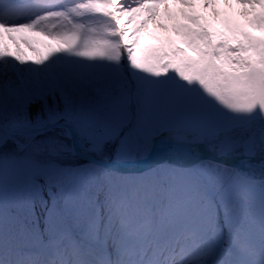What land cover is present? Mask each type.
<instances>
[{"label": "rangeland", "instance_id": "rangeland-1", "mask_svg": "<svg viewBox=\"0 0 264 264\" xmlns=\"http://www.w3.org/2000/svg\"><path fill=\"white\" fill-rule=\"evenodd\" d=\"M169 1L0 0V52L13 70L0 76L8 99L0 135L69 121L91 154L126 163L147 158L157 142L219 140L212 155L229 154L246 175L263 177L264 0H251L260 11L249 20L223 0H196L198 14L187 22L162 10ZM57 66L62 71L49 77ZM52 86L65 89V107L38 110V125L27 127L25 99ZM76 156L60 128L0 142V264L25 255L35 264H264V181L166 152L146 172L99 168L91 212L79 176L94 169L73 171ZM41 178L68 202L47 212L46 234L38 222L15 223L9 210L36 198ZM75 214L99 226L87 253L61 237L65 217Z\"/></svg>", "mask_w": 264, "mask_h": 264}, {"label": "trees", "instance_id": "trees-1", "mask_svg": "<svg viewBox=\"0 0 264 264\" xmlns=\"http://www.w3.org/2000/svg\"><path fill=\"white\" fill-rule=\"evenodd\" d=\"M56 84L57 82L54 83L55 86ZM111 87L113 88V91H114L115 87L113 84L111 85ZM57 89L58 88L55 89V87H53L52 91L49 94H46L43 91H41L40 96L37 100L28 98L24 101L23 106H24L25 114H26V121H27L26 126L27 127H35L38 125V122L36 121L37 117H35L38 110L42 111V109L45 108L46 106H49L50 110H53L54 107H56L58 110L65 107L64 104L62 103V100H63L62 95L65 94L64 93L65 89L63 93H61ZM88 93L89 91L87 90V94L85 93V95H88ZM57 101L58 103H56ZM128 104L129 103H127V110H128ZM119 113H120V110H119ZM123 114L124 112L121 111V113L118 116V119L120 118V116L122 117ZM45 116L46 115H44L41 118V121L45 118ZM76 160H77V163H79L77 164L79 166L74 167L73 171L80 170L81 169L80 166H88L89 168L94 169L93 171H91V176H89L88 178H86L85 176L83 177L82 174L79 176L80 177L79 185L83 193L85 194L87 203L90 205L89 210H91V212H94L96 211V208L94 207L95 206L94 201L92 200L91 197L100 190V183L99 182L97 183L95 181L96 179L95 172L99 169V167H97L96 165L90 162L80 159L78 156H76ZM130 177H134V175H125V179H129ZM40 181H42V178L40 179ZM43 181H44L43 187L41 186L39 188L40 192L36 198H33L32 201L31 200H23V201L20 200L18 203H13L10 205L9 210H10V215H13V217L16 218L14 219L15 223L17 222V220L19 221L22 220L23 224H25L26 227L30 228L32 225L35 224V222H38L40 227L44 231V234H46L47 229H48L45 226V218H46L47 212L52 208V206L59 207L62 211H64L63 208L65 207L68 208V206H66V203L68 202L67 200L64 201L63 195L61 194L58 184H56L53 181L51 182L49 180L45 181L43 179ZM65 219H66L65 223L68 229L66 232L63 231V234L61 237L63 238V236L65 235L66 237L68 236L71 239V236H72L74 240L71 239L70 241L71 246H73L75 249L80 250L82 253H87L88 252L87 243L92 244V242H94L95 234L96 232H99V226H97V223L94 222L92 226L88 228L86 226L85 217L82 218L81 216H78L77 214L73 216L69 215V217L67 216L65 217ZM15 226L16 225H14V227ZM20 229L22 230L23 228H19L18 231H20ZM68 237L66 238V240H68ZM224 244L226 245V247L228 246V242L226 240L224 241ZM86 255L87 254H81V256H84L83 258H85Z\"/></svg>", "mask_w": 264, "mask_h": 264}, {"label": "bare ground", "instance_id": "bare-ground-1", "mask_svg": "<svg viewBox=\"0 0 264 264\" xmlns=\"http://www.w3.org/2000/svg\"><path fill=\"white\" fill-rule=\"evenodd\" d=\"M223 1L226 3L227 7L231 11H233L236 15H238L239 17H241L242 19H245V20H249L252 15L254 16L257 12L260 11V8L258 6L259 4L252 2L251 0H223ZM251 8H253L254 10L251 11L252 10ZM162 10L165 13H168V15L172 21H177V22H187L189 20L190 16L198 14V7H197V1L196 0H170L169 2L162 4ZM29 20H31V18H28V21ZM23 36L24 35H9V38L12 41L17 42V41L23 40L25 38ZM3 69L13 71L8 66V64L6 62V57L4 56V54H2L0 52V76L3 73L2 72ZM18 69L20 70L21 67ZM57 71H62V70H60V69L58 70V66H57V69H54V71H53V69L51 70V72L49 73V77L51 75L55 74ZM80 83L81 82L78 83V87H79ZM26 99H28V98H26ZM5 101H8V99L6 100L5 98L0 97V103L5 102ZM93 103H95V102H93ZM74 131H75V136L71 137L72 143H73V148L77 152H80L82 147L86 148V144H85V141L83 139V136L81 134H79V132H77L75 129H74ZM164 143L165 144L160 146V147H155L153 149V151L151 152L152 160L149 163L140 166L138 169L146 170L147 168H151L152 166H154V163L158 160V158L163 157L166 152L172 153V150L174 148L179 147L178 145H176L175 143L170 142V141H165ZM210 146L211 145L209 144V142L204 141L200 147V152L203 154L210 153V151H211ZM190 148L194 149L195 145H191ZM130 166H132V165L129 164L128 167L127 166L122 167L121 170L126 171L129 169ZM34 260H36V258L34 256L25 255V258L22 260V262L20 261L19 264H35ZM3 264H10V263H8L6 261Z\"/></svg>", "mask_w": 264, "mask_h": 264}, {"label": "water", "instance_id": "water-1", "mask_svg": "<svg viewBox=\"0 0 264 264\" xmlns=\"http://www.w3.org/2000/svg\"><path fill=\"white\" fill-rule=\"evenodd\" d=\"M251 9H252L251 11L254 10L253 8H251ZM256 125H261V124L259 123V124H256ZM54 128H60V129L66 130L70 134L71 137L75 136L74 129L77 132H79L78 128L73 123H71L69 121H62V122H58V123H55V124L47 125V126H45L43 128L31 129V130H23V131H11L9 133L2 134V135H0V142L3 141L4 139H7L9 136H14V135H29V136H34V135H39V134L45 133V132H47L49 130H52ZM235 132H239V131H229L228 133L229 134H233ZM79 134H80V132H79ZM218 141L219 140H217V141H211L210 140V141H207V142H209V144H215ZM164 142H157L155 144V147H160V146L164 145L165 144ZM173 143H175V142H173ZM175 144L178 145L179 147L178 148H174L172 150L173 153H176V154H184V155H186L188 157H192V158H196V159H200V160H207V161H210L212 163H216V164L226 165V166L232 167L240 175H242L243 177H245L247 179L253 180V181H256V180H264V177L255 178V177L246 175L242 171V169H241L242 162L237 161L235 158H233L229 154H225V155H221V156H217L216 157V156L212 155L211 153H208V154L207 153H205V154L201 153L200 152V147H201V145L203 143H197V144H195V148L194 149H191L190 146H188L187 148H183V146H187L185 144H181V143H175ZM73 151L81 159H83L85 161H88V162H90V163H92V164H94V165H96L98 167H101V168L105 169V170L114 171V172L115 171H117V172H123V170H121L122 167H125V166L128 167L129 164H131L132 166L140 167L142 165H145V164L149 163L152 160L151 153H150L147 158L141 159V160L132 161L131 163H126V162H112V161H109L108 162V161H104V160H99L94 155H92L91 153H89L86 150V148H84V147L81 148V151L80 152H77L76 150H74V148H73ZM166 158H168V157H160V158H158V160L156 162H158L160 160H163V159H166ZM143 170L144 169H138L137 171L139 172V171H143Z\"/></svg>", "mask_w": 264, "mask_h": 264}, {"label": "snow or ice", "instance_id": "snow-or-ice-1", "mask_svg": "<svg viewBox=\"0 0 264 264\" xmlns=\"http://www.w3.org/2000/svg\"><path fill=\"white\" fill-rule=\"evenodd\" d=\"M204 2L206 3V2H207V0H204Z\"/></svg>", "mask_w": 264, "mask_h": 264}]
</instances>
